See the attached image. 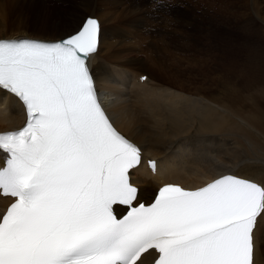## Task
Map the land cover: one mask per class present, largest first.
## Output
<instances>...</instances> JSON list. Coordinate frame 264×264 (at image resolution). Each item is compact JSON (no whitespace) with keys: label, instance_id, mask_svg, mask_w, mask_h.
<instances>
[{"label":"snow or ice","instance_id":"snow-or-ice-1","mask_svg":"<svg viewBox=\"0 0 264 264\" xmlns=\"http://www.w3.org/2000/svg\"><path fill=\"white\" fill-rule=\"evenodd\" d=\"M98 37L88 18L55 42L0 39V90L26 115L0 132V196L11 200L0 264H139L150 251L154 264H254L261 185L235 175L165 183L138 203L130 171L141 150L114 126L88 67Z\"/></svg>","mask_w":264,"mask_h":264},{"label":"bare ground","instance_id":"bare-ground-1","mask_svg":"<svg viewBox=\"0 0 264 264\" xmlns=\"http://www.w3.org/2000/svg\"><path fill=\"white\" fill-rule=\"evenodd\" d=\"M102 1L104 2L103 5L111 6L114 3L121 5L125 0H87L86 3L91 8L92 5L94 6ZM209 1L210 7L208 9L210 10L215 6L216 10H214L215 13L213 16H209L207 17L208 19H206L212 24L214 21L216 22L220 19L228 20V17L225 16V9L228 7L232 8L233 6L231 4H226V0H217L218 2L214 3H212L214 0ZM238 1L239 5L236 4L239 7L238 10H243L241 15H245L248 9V2L247 0ZM261 3L262 0H257L256 3H253L255 5L253 9L255 10L254 14L256 17L264 22V17L261 14V8L264 2ZM106 8L108 7H105L103 10L101 8L102 13L98 17L101 21L108 13L106 11L105 14ZM110 8L109 10L111 13L113 10ZM110 13H108V15ZM121 13H124V15L122 14L123 20H131L132 14L130 15L129 11H122ZM87 16V14H82L76 20L66 21L68 30L62 31L63 33L58 35V37L52 35L50 37H43L44 33L42 35H32L36 30L32 32V34L19 30L18 35L15 36V31L8 33L2 29L4 28V21H1L0 38L24 36L46 40L60 39L59 37L64 34H68L69 32L73 33ZM177 19L179 18L177 17ZM114 21L116 20H112V22ZM114 24H104L102 22L100 24L98 49L91 57V66L95 83L99 89L107 91L108 94L106 95V99L113 100L109 104V112L116 124H114V126L122 135L140 148L141 156L144 159L150 156L157 160L158 176H162L165 183L176 182L186 187L193 188L200 187L210 182L212 179L219 178L221 175L229 174H235L264 184V106H261L263 103L261 99L264 100V63L261 66V62L259 65H256L257 63L248 64V62H246V66L244 65L237 69L234 67V60L229 58V56H231L230 52L233 51V48H231L233 41H227L228 45L224 44L225 48H222L223 53L214 57L215 50L219 52V49H213L211 43H208L212 50L211 62L214 65L213 67L217 66V68H219L218 71L221 73L219 74L220 78L223 79V81H220L222 82V93L218 98L201 93L191 94L181 88L183 92H180L173 89L175 86H169V88L159 85L156 82L154 83L151 76L148 77L145 82L136 84L134 83V79L137 73L130 69L133 67L127 68L120 64V61L125 59V54L120 55L123 51L121 50V52H118L115 46L121 35ZM42 30H44L43 27ZM214 32L217 36L216 30H214ZM255 32H257V30H255ZM125 34L127 35L128 33L126 32ZM225 35L226 34L222 37L218 36V39L224 42ZM229 36H231V33ZM110 38L113 39V42L112 40L109 43L106 42V40ZM128 43L130 44L129 41ZM119 44L121 43L119 42ZM221 46L222 45H220V47ZM106 47L107 49L110 47L113 48L106 51L110 57L104 56L105 53L102 55V50ZM187 47L188 45L185 43L180 45V49L183 51H186ZM189 48L192 53H194L192 47L189 46ZM225 50L229 56L224 52ZM232 53L234 54V52ZM202 54L203 53H201V55ZM202 57L204 58V56ZM132 59L136 60L135 58ZM132 59H129V62ZM256 59L258 58L256 57ZM192 61L194 60L192 59ZM111 62L113 63L112 69L109 68ZM209 62L210 61H208V63ZM200 64L201 68L199 73L194 74L193 72V74L191 73L185 76V79H197L200 83L198 88L204 89L205 82L209 81L208 78L211 79L210 81H214L218 74L212 75L214 69L208 68L205 58ZM129 65L131 64L129 63ZM168 68L167 64L162 66V69L165 71ZM182 70L186 71L184 69ZM183 71L178 70L170 75H174L175 78V75L179 76V73H183ZM223 72H225V79L222 76ZM235 72L243 75L242 78L239 76L241 80L234 81V78L232 79V75ZM226 77L230 80L228 81ZM233 81L234 85H231ZM254 93L258 99H261L257 100L255 97L256 100L253 101V99H255L253 98V95L255 96ZM244 101H252L251 104H246V107L248 104L252 107L248 106L250 108L245 110L244 108L246 107L242 106ZM257 102L261 103V105ZM20 124L21 116L19 114L17 102L13 97L6 95L0 90V130L17 127ZM255 131L258 132V134H255ZM240 142L241 144H239ZM158 176L151 175L142 163L130 171V178L140 186L139 199L153 194L158 186ZM9 200L10 199H0L4 204ZM154 256V254H147L144 258L146 259L145 262L147 263L149 260H152ZM254 264H264V213L258 217L254 230Z\"/></svg>","mask_w":264,"mask_h":264},{"label":"rangeland","instance_id":"rangeland-1","mask_svg":"<svg viewBox=\"0 0 264 264\" xmlns=\"http://www.w3.org/2000/svg\"><path fill=\"white\" fill-rule=\"evenodd\" d=\"M16 1L15 0H0V18H1L0 22L4 21L3 23H4V28H5V29L4 28H2V29L8 33L15 31L14 32L15 36L18 35L19 30H23L25 33L29 32L30 34H32V32H34L36 30L35 31L36 33L34 32L32 35H42L44 33L43 37L44 36L50 37L51 35L54 37H58V35H60L64 31L68 30V28H67L68 25L66 24V21L76 20L82 14L94 15V16L99 17L102 13V10L105 7H108V8H106L108 10L105 9V14H106V11L108 13H110L109 8L111 7L112 9L111 8L110 9L113 11L109 15L107 13L108 16L106 15V17H103L101 22L104 24H114L115 23L114 24L116 26L115 28L120 31L119 34L121 36L117 40L116 44L118 45L120 42L123 46L121 44H119L118 46L115 44L118 52H121V50L123 51L120 53V55L125 54V56H124L125 59L121 60V61L119 60L120 64L124 65L127 68L133 67L130 69L134 70V72L139 70L142 66H145L146 68H149L150 71H152L151 73H152L153 77L156 79V81H163L164 80V82L167 83L166 79L168 78L169 74L176 72L178 70L183 71L181 69V66H183V65H181V63H182V60L187 59V61H188L187 64L190 65L191 63H193L194 66L190 67L189 69L188 68L184 69L186 71H183V73L180 72L181 75L183 74L182 76L180 75V73H179V76L175 75V78L177 80L179 79L178 81H176V79H174L175 82L173 84H172L173 81H168V82L172 86L179 88V90L183 89L184 91H187L191 94L201 93V94H206L210 97L218 98L222 93V87H221L222 82H220V81L221 80L223 81V79L220 78V75H219L221 73L218 71L219 68H217V66L213 67L214 65L211 62V59H212L211 47L214 49L215 44L219 47H220V45H222L220 47V49H221V53H223L222 48L226 44L228 45L229 41H231V42L233 41L231 48H233L232 52H234V54L232 52H230L231 56H229V54L227 53L226 50L224 52L227 53V55L229 56V58L231 60H234V65H235L234 67H236L237 69L243 67L246 64V62H248V64H251V63L256 64L257 63L256 65H259V63L261 62L260 63L261 66L264 63V48H263L264 47V22H262L260 19H258L256 17V15L254 14L255 10L253 9V7L255 6L253 3H256L257 0H253V2H252V0H247V2H248L247 13H245V15H241V16L239 14H236V16H235L234 12H233L235 10L240 11V10H238L239 7L237 6V5H239V1L238 0H226V4H231L233 7L232 8L228 7L229 10H228V8L225 9V11H226L225 16L228 17V20H225L227 22L224 23V27H220V26H218L217 28L215 27L216 32H217V36L215 35V32L213 31L214 30L213 27L215 26V23L211 24L210 28L208 30L204 31L205 25L208 24L207 20L198 21L195 18L199 15L201 17H205V19H206L207 17L214 15V13H215L214 10H216V7L213 6L214 8H211L209 10L208 9L210 7V1L209 0H194V1H196L195 4H193L191 2L192 8H193L192 14L194 16L191 15V12H188V10H186L185 13L187 14V17L182 19V20L179 17H178L179 19H177L175 14H173L171 12L168 16H166V13H165L166 10L163 11L164 6H166L167 4H168L167 6L170 5L172 8H174L172 0H131V1L125 0L121 5L120 4L117 5L114 3L115 5L112 4L111 6L110 5H108V6L103 5L104 2L102 1L100 3H97L94 6L90 5L91 8L86 3L87 0H81V1L80 0H26V1L25 0H16ZM130 2H131V4H130ZM214 2H218V1L214 0L212 3H214ZM263 2L264 1L262 0V3ZM198 3H200V4H198ZM100 4H102V5H100ZM203 4L207 5V7L204 8V10H202L204 7ZM115 6H116V8H115ZM121 6H122V8H121ZM197 7H200V9L202 11H197ZM101 8H102V10H101ZM252 9H253V11H252ZM227 10H228V12H227ZM122 11H127V12L129 11L130 15L132 14V16H131L132 18L130 21H129V19H125L126 21L123 20L124 18L122 16L124 15V13H121ZM241 11H243V10H241ZM261 11L260 12H261L262 16L264 17V3L262 4ZM133 12H134V14H133ZM236 17L238 18L236 20H239V23L237 22V23H233V24L229 25L228 23L235 20ZM192 18H193V20H192ZM112 20H116V21L112 22ZM132 20L136 23H134ZM251 20H253V21H251ZM161 21L163 23H166V25L170 28V30H168L167 33H164V31H162V29L160 27ZM222 22L223 21H220L219 22L220 24L219 23L218 24L221 25ZM128 23H130V24H128ZM14 24H15V26H14ZM42 27L44 28V30H42ZM14 28H15V30H14ZM245 28H247V29H245ZM160 30L162 32H160ZM255 30H257V32H255ZM126 32L128 33L127 34L128 36L125 34ZM252 32H253V34H252ZM70 33L71 32H69L68 34H64L63 36H60L59 38L64 37L66 35H69ZM212 33H213V39L211 40ZM230 33H231V36H229ZM160 34H162V35H160ZM224 34H226L225 35L226 41L224 39L225 43L222 42V40L218 39L219 37L224 36ZM214 35H215V37H214ZM183 37L187 38L188 42L190 44L199 43L201 45H204L203 49H205L206 51L205 50L200 51L202 49H194L193 48L194 53L197 54L196 55V54L192 53V51L189 48V45L185 43L186 45H188V47L186 48V51L181 52V49H178L175 44L181 42V39ZM111 40L113 42V39H111V38L107 39L106 42L109 43ZM214 40H215V42H214ZM128 41L130 42V44L128 43ZM210 42H211V47L208 44ZM152 43H153V45H152ZM181 44L182 43H179V48H180ZM111 47L108 49H107V47L104 48L102 50V55H104V53H105L104 56L110 57V56H108L109 54L106 53V51H109V49L110 50L113 49ZM165 50L175 53V56L170 57L169 52L163 54V51H165ZM206 52H208V54L211 55L210 60L207 59L208 58L207 54L204 55V58L207 60V64H208V65L207 64L206 65L208 66V68L210 67V68L214 69V71H212V75L218 74V76H217L216 80H214L215 82L210 81L211 79L208 78L209 81L205 82V84H204L205 88L200 89V88H198V86H200V83L197 79L188 80V79H185V76H188L191 73L193 74V72H194V74L199 73V70L201 68L200 62H202L204 60V58L201 56V53H206ZM237 52H239V53H237ZM180 53H182V55L185 56L186 59L185 58L182 59L180 57H177ZM254 54H255V56H254ZM158 56H161L160 58L163 59L164 61L160 62L159 58L156 61ZM191 56H193V57H191ZM228 56H226V57H228ZM149 57H151V58L153 57L154 58L153 61L149 62V60H150ZM256 57L258 59H256ZM132 58H135L136 60H133ZM190 58H191V60H190ZM239 58H241V59H239ZM129 59H132V60L129 62ZM165 59H167V60H165ZM192 59L194 61H192ZM247 59H248V61H247ZM254 60H255V62H254ZM127 61L131 65H129V63ZM154 61L157 64L154 63ZM208 61H210L211 63L210 62L208 63ZM112 62L109 64L110 69H112V64H113ZM165 64H167L169 67L166 71L164 69H162V67L160 69V66H159V65L165 66ZM183 64L185 65L186 63L183 62ZM185 74H187V75H185ZM222 76L225 79V72H223ZM239 76L242 78L243 75H240V73L235 72L232 75V79L234 78L236 81H239V80H241V78ZM171 77L174 78V75H172ZM238 77H239V79H238ZM226 79L228 81L230 80L228 77H226ZM156 83L159 85L165 86V87H169V86H166V85L158 83V82H156ZM219 85H220V87H219ZM231 85H234V81H233V84L231 83ZM236 86H238V85H236ZM175 87H173V88H175ZM255 97H256V94H255V96L253 95V98H255ZM256 98L253 99V101L256 100ZM260 99L257 98V100H260ZM261 100L263 101L262 105L259 102H257V103L260 104L261 106H264V100L263 99H261ZM247 103L251 104L252 101H249V102L244 101V103L243 104L241 103V104L243 107H246ZM249 104H248V106L252 107ZM248 106L244 109L248 110L250 108ZM253 106H255V105H253ZM255 134H258V132L255 131ZM239 144H241V142Z\"/></svg>","mask_w":264,"mask_h":264}]
</instances>
